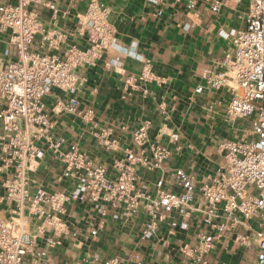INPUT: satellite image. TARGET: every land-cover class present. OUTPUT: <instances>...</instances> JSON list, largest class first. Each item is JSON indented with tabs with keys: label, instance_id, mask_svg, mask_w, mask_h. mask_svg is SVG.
<instances>
[{
	"label": "built area",
	"instance_id": "built-area-1",
	"mask_svg": "<svg viewBox=\"0 0 264 264\" xmlns=\"http://www.w3.org/2000/svg\"><path fill=\"white\" fill-rule=\"evenodd\" d=\"M246 1L244 26L220 31L232 44L230 51L213 60L220 71L204 75L209 88H224L230 95L226 118L240 127L233 139L218 143L216 152L222 154V162L204 181H198L193 172L183 168H176L172 178L165 176L164 166L171 152L167 145L150 138L148 119L132 132L131 146L122 148L121 155L113 157L110 164L97 166L92 165L77 142L67 143L54 133L56 120L48 115L44 103L52 88L69 94L55 101L53 113L91 119L92 111L80 108L76 97L85 81L78 69L93 65L115 44L108 5L90 0L86 9L77 14L73 28L85 46L70 44L57 54L48 51L60 49L67 34L61 30L45 31L30 7L44 5L56 21L59 10L52 1L0 0V32H7L15 47L14 58L5 59L8 48L0 52V174L4 175L0 193V264H23L25 255L45 259L49 248L71 234L63 215L75 201L97 208L99 220L88 230L92 235L109 214L120 219L141 213L144 220L138 231L139 240L158 235L161 223L167 224L171 235L198 228L194 240L181 241L174 248L179 264H208L204 255L223 239L252 248L254 264H264V0ZM196 3L197 0H188L187 6L193 8ZM217 9L216 2L211 10ZM37 34L42 35L43 52L29 49ZM138 81L162 83L163 78L144 62L137 77L124 79L123 88L146 92ZM202 89L198 86L195 91ZM94 128L99 145L119 149L111 128L96 124ZM165 134L170 142L178 140L173 130H166ZM47 154L58 162L56 181L65 186L62 190L38 187L31 191L29 175ZM138 167L160 171L147 190L136 182ZM168 182L178 189H166ZM38 219L42 221L40 229L32 235L29 225ZM88 258L89 254H85L81 260ZM131 258L136 264L143 262V255L137 251ZM92 264L127 263L119 256H96Z\"/></svg>",
	"mask_w": 264,
	"mask_h": 264
},
{
	"label": "crops",
	"instance_id": "crops-1",
	"mask_svg": "<svg viewBox=\"0 0 264 264\" xmlns=\"http://www.w3.org/2000/svg\"><path fill=\"white\" fill-rule=\"evenodd\" d=\"M44 1H52L59 10L57 20L53 21L49 8L42 4L30 6L45 31L61 30L67 34L60 49L48 52L61 54L70 44L84 47V39L75 34L73 28L77 14L86 9L90 0ZM98 1L111 8L109 19L116 41L93 65L78 69L85 81L76 97L80 108L92 111L91 119L53 113L51 108L55 101L67 98L69 94L52 88L44 97V103L48 115L56 120L54 133L64 137L67 143L77 142L92 165L97 166L110 164L113 157L121 155L122 148L131 146L132 132L148 119L151 122L150 138L167 145L171 152L165 162V176L172 178L176 168H183L193 172L198 181H204L222 162V154L216 152L218 143L233 139L240 127L239 123L233 126L226 118L230 95L224 88H209L204 75L220 71L213 60L232 49L231 42L220 31L244 26L247 1L197 0L193 8L187 6L188 0ZM216 2L218 9L212 11L211 6ZM41 37V34L35 35L29 47L31 51L45 50L41 47ZM5 48L9 50L5 59L14 58L15 47L9 42V34L0 32V52ZM144 62L149 63L163 82L138 81L146 92L126 91L124 79L137 77ZM198 86L203 87L200 92L195 91ZM94 124L111 128L119 149L99 145L94 136ZM122 126L126 128L122 129ZM169 129L178 134L177 141L168 140L165 131ZM58 169V162L47 154L38 169L29 175L30 190L35 191L38 187L47 191L62 190L65 183L56 181ZM159 174L160 171L150 172L138 167L136 182L147 190ZM3 178L0 174V193ZM165 188L178 189L169 182ZM126 218L113 219L109 214L103 226L92 235L88 230L99 220L97 208L75 201L63 215L71 234L65 235L61 244L49 248L45 259L25 255L23 264H92L96 256L100 259L119 256L124 263L136 264L131 258L136 251L143 255L141 264H179L174 248L181 241L194 240L198 231L192 227L187 233L176 231L171 235L167 224L161 223L158 235L139 240L137 235L143 215L139 213ZM41 223V219L33 220L29 225L30 234H37ZM46 234L50 232L46 230ZM85 254H89V258L82 261ZM204 259L208 264L255 263L252 248L224 239L216 242V248L205 254Z\"/></svg>",
	"mask_w": 264,
	"mask_h": 264
}]
</instances>
